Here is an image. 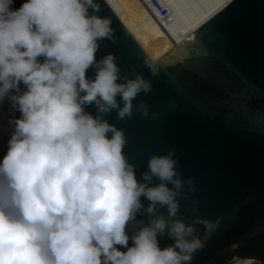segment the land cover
<instances>
[{"label": "clouds", "instance_id": "9594fccd", "mask_svg": "<svg viewBox=\"0 0 264 264\" xmlns=\"http://www.w3.org/2000/svg\"><path fill=\"white\" fill-rule=\"evenodd\" d=\"M13 4L0 0V106L14 113L0 127V264H192L205 241L199 221L178 213L194 178L181 179L169 150L151 155L138 179L125 129L106 119L113 110L119 121L134 110L157 117L136 102L150 80L135 68L122 75L113 52L96 57L100 42L116 40L112 20L97 0ZM164 235L172 242L161 247Z\"/></svg>", "mask_w": 264, "mask_h": 264}, {"label": "water", "instance_id": "95a60500", "mask_svg": "<svg viewBox=\"0 0 264 264\" xmlns=\"http://www.w3.org/2000/svg\"><path fill=\"white\" fill-rule=\"evenodd\" d=\"M97 2L98 15L112 20L116 36L115 42H100L97 59L113 52L122 75L133 76L135 68L150 80L151 93L141 92L136 102H147L157 114L142 120L134 110L131 118L119 121L113 110L106 119L125 129L124 151L138 179L151 155L174 150L181 179L192 177L195 185L181 200L178 215L199 221L198 234L205 241L192 264H224L238 248L264 238V0H229L156 62L111 5ZM146 64L159 74L153 77ZM188 72L213 84L223 97L203 92ZM94 74V69L87 72ZM3 106L9 119L8 103ZM86 110L95 114L94 106ZM137 220L147 223V216L140 213Z\"/></svg>", "mask_w": 264, "mask_h": 264}, {"label": "bare ground", "instance_id": "6f19581e", "mask_svg": "<svg viewBox=\"0 0 264 264\" xmlns=\"http://www.w3.org/2000/svg\"><path fill=\"white\" fill-rule=\"evenodd\" d=\"M141 47L156 62L203 26L229 0H162L169 13L161 19L146 0H106Z\"/></svg>", "mask_w": 264, "mask_h": 264}, {"label": "trees", "instance_id": "16d2710c", "mask_svg": "<svg viewBox=\"0 0 264 264\" xmlns=\"http://www.w3.org/2000/svg\"><path fill=\"white\" fill-rule=\"evenodd\" d=\"M25 2L24 0H14L13 7L18 8L21 3ZM188 75L191 77V79L196 83L197 87L200 88L203 92L209 94V95H214L215 98L220 99L223 96V92L219 90L217 87H215L213 84L197 77L196 75L188 72ZM16 116H19V113H16ZM166 235L160 237V244L161 247L166 246L167 244L171 243ZM131 243V241H130ZM238 252H244L246 255L254 256L258 255L264 262V238H261L260 240L247 245L243 246L238 249ZM231 256H229L224 264H228V261Z\"/></svg>", "mask_w": 264, "mask_h": 264}, {"label": "rangeland", "instance_id": "374dc122", "mask_svg": "<svg viewBox=\"0 0 264 264\" xmlns=\"http://www.w3.org/2000/svg\"><path fill=\"white\" fill-rule=\"evenodd\" d=\"M8 111L11 114V116L14 115V113L10 111L9 105H8ZM7 121L8 119L5 117L4 106H0V127L7 128L8 126ZM7 139H8V133L6 131L0 133V159H2L3 152L6 150Z\"/></svg>", "mask_w": 264, "mask_h": 264}, {"label": "built area", "instance_id": "2783aa9c", "mask_svg": "<svg viewBox=\"0 0 264 264\" xmlns=\"http://www.w3.org/2000/svg\"><path fill=\"white\" fill-rule=\"evenodd\" d=\"M148 3L156 10V14L161 18H167L169 13L166 10V6L162 0H147Z\"/></svg>", "mask_w": 264, "mask_h": 264}, {"label": "flooded vegetation", "instance_id": "af4514ba", "mask_svg": "<svg viewBox=\"0 0 264 264\" xmlns=\"http://www.w3.org/2000/svg\"><path fill=\"white\" fill-rule=\"evenodd\" d=\"M189 76V75H188ZM190 77V76H189ZM191 78V77H190ZM204 80V79H203ZM215 97V96H214ZM223 97V96H222ZM217 99V98H216ZM221 99V98H220ZM239 249V248H238ZM238 249L235 251V253L234 254H232V255H230L231 257H230V259H229V261H228V264H234V261H235V259H237V258H245V257H247V256H249L250 257V255H246V253H244V252H238ZM251 257H253V258H256L257 259V261H258V264H264V262H263V260L258 256V255H254V256H251Z\"/></svg>", "mask_w": 264, "mask_h": 264}, {"label": "snow or ice", "instance_id": "6c2138e0", "mask_svg": "<svg viewBox=\"0 0 264 264\" xmlns=\"http://www.w3.org/2000/svg\"><path fill=\"white\" fill-rule=\"evenodd\" d=\"M209 227L211 228V227H213V226L210 225Z\"/></svg>", "mask_w": 264, "mask_h": 264}]
</instances>
